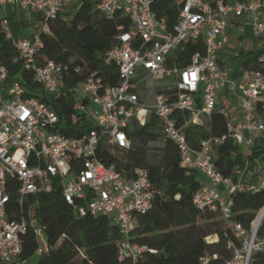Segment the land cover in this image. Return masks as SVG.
<instances>
[{"label": "built area", "instance_id": "2783aa9c", "mask_svg": "<svg viewBox=\"0 0 264 264\" xmlns=\"http://www.w3.org/2000/svg\"><path fill=\"white\" fill-rule=\"evenodd\" d=\"M80 0H0V32L10 40L20 68L32 74L44 91L66 96L62 75L66 67L52 60L40 63L43 45L41 33L50 31L48 21L66 13V6ZM108 18L117 14L130 21L129 30L116 35V43L104 54L106 65H114L119 81L105 85L92 74L73 88L74 108L92 126L80 135L60 132L59 115L46 102L34 96L0 61V262L19 263L23 236L31 232L36 239L35 256L48 254L44 225L35 215L39 194L59 189L64 201L78 217L105 216L118 232L117 254L120 260L135 259L146 249L132 243L129 233L136 216L151 207L154 190L145 167H137L131 177L119 173L98 157L103 145L128 148V128L136 118L144 123L149 112L159 120L162 137L173 141L180 165L200 173L205 182L195 191L192 202L199 210L217 211L228 221L232 201L224 189H242L225 177L214 164V148L226 139L247 151L264 133V74L259 70L241 69L237 78L228 76L220 65L219 52L227 19L248 16L253 34L264 42V0L216 1L178 0L176 22L152 11L154 0H91ZM7 6L21 11L43 12L39 31L13 37ZM67 13H69L67 11ZM202 39L204 52L194 53L186 66L175 62L174 52L189 40ZM149 88L152 102L140 97ZM234 98L229 107L219 106V93ZM37 94V93H36ZM226 119V131L220 137L201 138L192 145L185 128L204 126L213 111ZM143 114L140 115V112ZM81 117V116H80ZM256 167L259 164L255 162ZM257 183L249 189H264V166L258 167ZM14 194V199L11 195ZM264 205L257 212L250 229L232 223L239 244L228 243L232 251L225 264H250L252 254L264 255V238L256 236ZM213 258L216 255H212ZM207 259H203V263Z\"/></svg>", "mask_w": 264, "mask_h": 264}, {"label": "trees", "instance_id": "16d2710c", "mask_svg": "<svg viewBox=\"0 0 264 264\" xmlns=\"http://www.w3.org/2000/svg\"><path fill=\"white\" fill-rule=\"evenodd\" d=\"M204 1L214 5L218 0ZM75 6L69 21L61 14L48 21L50 31L41 33L43 47L38 54L40 63L52 60L66 67L62 75L66 96H54L44 91L31 73L23 71L19 62H14L17 54L10 40L0 32V61L8 68V80L15 76L35 93L34 96L50 104L60 121L65 123V127L60 129L65 135H80L91 128L92 123L74 108L73 88L92 74L105 85L118 83L116 67L104 64L103 57L116 43L117 27L121 26L122 31L130 28L128 17L117 14L108 18L94 7L91 0H80ZM152 11L172 27L177 18L178 0H154ZM196 52H204L200 38L189 40L173 56L175 62L183 67ZM235 58L237 71L252 69L264 74V43L255 49L240 51ZM225 131L226 119L217 110L212 112L204 126L185 128L192 145L204 137H220ZM128 137V148L103 145L98 157L127 178L137 167L148 170L154 198L149 210L136 216L129 233L132 243L145 245L146 249L135 259L128 257L120 260L115 225L105 216L78 217L64 201L59 189H55L48 194H39L35 207V215L44 225L51 249L48 254L37 257L35 263L31 262L37 243L33 234L26 232L19 256L25 261L23 264H72L77 251L82 255V264H225L230 259L232 251L228 243L238 245L240 242L232 231V223L239 222L245 229H250L257 212L264 205V189H249L250 184L242 179L247 167L254 169L255 162L264 164V133L254 140L247 151L241 150L231 139L214 148L215 166L232 182L236 183L241 178L244 184L242 189H229L232 206L228 221L217 211H202L195 207L192 197L201 185V181L197 180L198 172L180 165L177 146L162 137L159 120L154 113L149 112L144 123L134 118L128 128ZM11 198L14 199V194ZM213 236L215 239H211ZM256 236L264 238V216L258 224ZM214 254L215 258L212 257ZM203 259H207L205 263ZM250 264H264V255L259 252L252 254Z\"/></svg>", "mask_w": 264, "mask_h": 264}, {"label": "crops", "instance_id": "0c3cea01", "mask_svg": "<svg viewBox=\"0 0 264 264\" xmlns=\"http://www.w3.org/2000/svg\"><path fill=\"white\" fill-rule=\"evenodd\" d=\"M16 10L19 13L22 12L21 9H19L16 6L5 7L4 12L10 19H12L11 15L14 14V11H16ZM7 13H9V15ZM261 14L264 17V10L262 11ZM19 21H20V24L23 26L24 25L23 19H20ZM227 24H228L227 29L225 30V32L221 38L223 46L219 52V57H220L219 62H220V65H221L223 71L228 76H230L232 78H237L240 70L238 69V71H237V69H235V66L237 65V61H236L235 57L239 55L240 51L255 49L257 47L262 46V44L264 42L261 39V41H259V43L261 42V44H259L257 46H253L254 41H252V40L251 41L250 40L244 41V36H246L249 33L253 34L252 26L248 21L247 15H243L240 18H236V19L228 17ZM236 41H238V43L245 42V46L247 47V49H243V45L240 46L241 44L239 45V49H236V50L234 48L228 46L231 42H236ZM229 49H231V50H229ZM226 91H227L226 88H222L220 90L219 101H221L220 106L229 107L232 103H234V98H229L226 95ZM257 172H258V169L252 170V171L246 170L243 174L242 179H244L246 183L256 184L258 182L257 176H255V175H257ZM254 176H255V178H254ZM197 180L201 181V183L205 182L203 176L200 173L197 174ZM227 191H229V190H227ZM226 195H228V194H226Z\"/></svg>", "mask_w": 264, "mask_h": 264}, {"label": "rangeland", "instance_id": "374dc122", "mask_svg": "<svg viewBox=\"0 0 264 264\" xmlns=\"http://www.w3.org/2000/svg\"><path fill=\"white\" fill-rule=\"evenodd\" d=\"M75 4L72 3L71 5L66 6V13L67 11L69 12V14H65L62 13L61 16L66 20L69 21V19L72 17L74 10H75ZM9 15V13H7ZM12 19H10V29L13 32V37L17 38L19 36H28L33 32L39 31V25H41L42 23V17H43V12L40 10H25L22 11L21 13H19L17 10L14 11V14L11 15ZM20 19H23V26L20 24ZM245 40H252L254 41V45L253 46H257L259 44H261V42L259 43V41H261L260 37H256L253 34L249 33L246 36H244V41ZM241 44V45H240ZM239 45L242 46L243 45V49H247V47L245 46V42L242 43H238V41L236 42H231L228 46L236 49H239ZM231 50V49H229ZM234 50V51H235ZM239 52V51H238ZM240 59V58H239ZM238 59V60H239ZM237 60V59H236ZM142 100L144 103H146L147 105H150V103L152 102V95L150 94L149 88H145L144 92H142ZM221 101H219V106H220ZM65 127V123L61 122L59 124V128H63ZM241 150H245L246 147L245 146H240ZM117 155H120L119 153H116ZM260 166H264V164L260 163L257 165H255V168L252 169L250 167H247V171H252V170H259L258 167ZM257 176V175H255ZM254 176V178H255ZM253 177V176H252ZM222 194L225 196L226 194H229V191H227L226 189H224L222 191ZM211 239H215V237L213 236ZM31 262L35 263L37 260L36 256H33L31 259ZM72 264H82V255L79 251H77V254L74 256L73 260H72Z\"/></svg>", "mask_w": 264, "mask_h": 264}, {"label": "bare ground", "instance_id": "6f19581e", "mask_svg": "<svg viewBox=\"0 0 264 264\" xmlns=\"http://www.w3.org/2000/svg\"><path fill=\"white\" fill-rule=\"evenodd\" d=\"M261 217H263V215H262ZM260 220H261V219H259V222H260Z\"/></svg>", "mask_w": 264, "mask_h": 264}]
</instances>
